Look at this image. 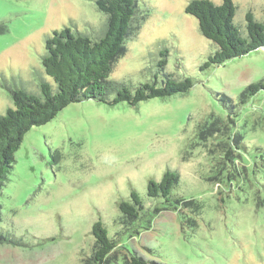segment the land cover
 Here are the masks:
<instances>
[{
  "label": "rangeland",
  "instance_id": "374dc122",
  "mask_svg": "<svg viewBox=\"0 0 264 264\" xmlns=\"http://www.w3.org/2000/svg\"><path fill=\"white\" fill-rule=\"evenodd\" d=\"M134 1L130 33L109 79L146 81L160 49L167 48L166 69L190 77L193 86L137 107L73 102L32 126L0 188V232L6 237L0 264H80L91 252L98 219L109 236L146 260L264 264V174L251 173L256 148L264 149V89L237 106L236 116L214 94L237 102L249 83L263 79L264 48L200 70L215 46L185 13L190 0ZM232 1L242 34L246 12L264 22V0ZM106 19L95 0H0V114L12 106L9 87L39 93L40 78L51 81L41 56L53 29L69 27L95 39ZM235 139L245 142L246 154ZM166 170L179 175L176 198H148V181L160 180ZM131 190L143 199L144 217L124 230L117 203ZM188 200V207L178 204ZM108 264L126 263L119 258Z\"/></svg>",
  "mask_w": 264,
  "mask_h": 264
},
{
  "label": "trees",
  "instance_id": "16d2710c",
  "mask_svg": "<svg viewBox=\"0 0 264 264\" xmlns=\"http://www.w3.org/2000/svg\"><path fill=\"white\" fill-rule=\"evenodd\" d=\"M95 4L107 17L101 36L93 39L69 27L53 29L45 38V53L41 56L43 72L51 81L40 78L39 93L18 87L8 88L12 106L4 114H0V188L13 168L14 153L25 133L32 126L49 122L68 104L93 100L109 106L126 103L137 107L140 102L151 98L164 99L174 94L186 93L193 86L190 77L178 78L166 69L167 48L160 49L155 70H148L150 76L146 81L135 85L109 79L114 61L124 51L125 40L136 13V4L134 0H95ZM184 11L197 19L203 37L215 46V51L200 65V70L211 65H222L229 59L264 48V22L257 21L250 11L246 12V33L243 35L234 22L235 6L232 0H222L219 4L212 0H190ZM3 26L4 23L0 22V32L3 31ZM263 89L264 78L249 83L239 94L237 102L229 96L214 94L227 109V114L236 116L235 108L245 105ZM232 116H225L227 124H232ZM235 140L238 150L241 149L246 154L248 147L245 142ZM232 149L230 146L225 152L228 160ZM256 151L258 157L253 163L257 168L251 170L253 176L261 173L260 171L264 174V149L257 147ZM178 178L176 171L166 170L160 180L148 181L146 196L164 199V203L175 199L172 191ZM254 182L259 183L258 177H254ZM260 188L264 194V184ZM129 195L127 200L117 203L119 222L124 230H131L144 217V204L140 194L131 190ZM190 203L192 200L180 201L178 204L188 207ZM91 234V252L82 257L80 264H108L119 258L126 264H164L146 260L124 248L115 237L109 236L100 219L92 224ZM3 240L6 237L0 232V242Z\"/></svg>",
  "mask_w": 264,
  "mask_h": 264
}]
</instances>
